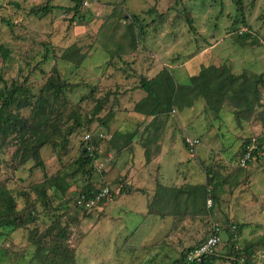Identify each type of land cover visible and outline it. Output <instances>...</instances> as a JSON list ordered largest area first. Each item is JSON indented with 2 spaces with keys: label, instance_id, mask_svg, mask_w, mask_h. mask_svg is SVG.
<instances>
[{
  "label": "rangeland",
  "instance_id": "rangeland-1",
  "mask_svg": "<svg viewBox=\"0 0 264 264\" xmlns=\"http://www.w3.org/2000/svg\"><path fill=\"white\" fill-rule=\"evenodd\" d=\"M49 2L58 7L43 14L39 7ZM183 3L192 14L180 13ZM74 4L73 0H0V46L10 50L6 59L0 52V88L14 81L22 85L23 95L15 100V111L29 116L40 96L45 101L46 83L56 74L64 89L57 96L48 94L46 111L55 102L62 119L75 113L85 122L68 136L64 147L48 144L41 148L44 168L34 160L20 163L15 155V134L10 135L0 156V181L10 189L17 209L28 221L14 230L0 228V264H49L58 227L66 233L59 242L68 248L67 264H172L180 258L172 248L187 250L200 244L214 224L222 229L218 264H233L237 258L231 254L233 242L238 248L256 243L255 252L264 253V81L261 104L252 115L249 109L238 119L243 100L230 93L218 115L199 99L193 108H177V113L172 111L152 121L153 125L145 124L141 117L134 122L135 103L145 95L138 88L140 80L153 78L165 68L178 84L188 83L204 66L227 67L233 73L246 74L250 82L257 80L264 72V0H242L241 19L248 26L234 23L240 12L235 0H83L79 15L68 10ZM133 14L139 20H133ZM187 16L194 19L193 27ZM108 28L115 37L135 32V54L123 59L114 56L116 45L102 41ZM249 28L255 38L240 37ZM68 48L84 54L81 64L63 59ZM128 50L126 54L132 52ZM101 101L103 108L94 114ZM103 118H109L107 124ZM155 124L167 131V139L177 141L169 149L170 140H166L159 157L143 138ZM86 130L93 138L99 132L118 135L127 130L138 133L137 143L118 153L113 140L98 139L100 164H94L91 174L77 171L67 175L59 180L57 189L47 188V195L39 196L38 185L76 168ZM184 137L199 138L200 143L190 151ZM248 137L257 139L261 149L241 168L240 151ZM145 147L150 149V158ZM137 164L145 166L140 170ZM159 164L165 168L160 170ZM179 169L180 174L187 173L186 178L191 172L193 182L175 193L182 212L174 207L173 211L181 218L149 213L157 189L150 188L157 180L164 184L175 179ZM138 178L145 180L138 183ZM87 185L97 190L109 187L111 195L85 207L79 200ZM207 189L217 195L212 206ZM130 192L134 194H125ZM188 209L191 213L184 223L181 215ZM235 224L241 229H235ZM39 244L45 248L44 262L36 256ZM261 259L264 261L262 254Z\"/></svg>",
  "mask_w": 264,
  "mask_h": 264
},
{
  "label": "trees",
  "instance_id": "trees-1",
  "mask_svg": "<svg viewBox=\"0 0 264 264\" xmlns=\"http://www.w3.org/2000/svg\"><path fill=\"white\" fill-rule=\"evenodd\" d=\"M73 1L75 3L74 6L70 9L68 8V10L74 11V15H79L83 5V0ZM235 1L240 12L235 17L234 23L238 24L239 22H243L248 26L246 20L241 19L244 16L242 0ZM184 4L185 3H183V5ZM54 7L58 6H54L49 2L45 6L39 7V10L43 14H48ZM177 10L178 12L181 10V14L185 13L186 15H189V13H191L185 5L183 9L179 10V8H177ZM160 16L161 19L165 21V14ZM132 18L135 21L139 20V17L136 14H133ZM187 20L190 22V25H192L194 19L187 16ZM7 23L11 24L10 21ZM250 30L251 28H249L248 31L241 33L240 37L255 38V36L250 33ZM111 32L112 30L108 28L102 36V41L107 42V44L114 43L116 45V48L112 50L113 55L115 54L119 57V59H123L124 55L126 57L127 55L135 54L137 51L135 49L137 43L136 41L138 40L135 32H128V34L125 35L122 33L120 36L117 35L116 37L113 34L111 35ZM97 43L101 44V41ZM132 47H134V49ZM128 49H132V52L126 54L129 51ZM0 52L5 59L10 54V50L5 46H0ZM84 58L85 56L83 53L72 48H68L63 54V59L74 61L77 64H81ZM263 81L264 72L257 80L250 82L246 74L239 75L233 73L227 67H223L221 70H216L212 66H204L198 74L190 78L188 83L178 84L173 73H171L169 69L165 68L153 78L143 77L140 80L138 88L142 89L145 92V95L135 103L134 110L146 116H153L154 118L152 121H154V119L160 120L164 117V115L170 114L176 107L180 109L191 107L197 100L204 99L207 107L218 115L228 99L229 94L232 93L234 95H238L243 100V104L240 108H238L239 114H237V117L239 119L245 111L250 109L249 112L252 115L256 111L257 107L260 106ZM64 85V82H62L59 77H56V74L51 76L46 83L47 88L45 89L47 90V97H45V101H42V96H40L36 100V103L33 104L32 111L29 116H23L13 108L15 100L23 95L22 85L14 81L10 86L5 85L0 88V156L7 144L10 143V135L15 134L13 137L18 145L15 155L16 157H19V162L24 164L30 160H34L37 166H42L44 168L40 152L41 148L48 144L64 147L67 143L68 136L85 126V122L81 120V116L75 113L69 115L67 119H62V111L59 107L56 109L54 108L55 102L52 103L46 111L45 104H49V99H47L48 94L52 93L56 96L59 95V93L63 91ZM102 108L103 102H98L94 108V114H98ZM108 121L109 118L102 119V122L106 124ZM66 122L72 123L66 127ZM87 123L90 124V121L88 120ZM87 127H89V125ZM88 131L89 130L85 131L86 134L92 133ZM116 135L117 133H115L111 139L93 138V143L96 146V149L93 151L88 149V143L82 138L81 153L75 162L76 168L71 173L51 176L43 184L38 185L36 190L39 196L45 197L47 195V188L57 189L59 180L61 178L67 179V175H75L77 171H81L84 174L87 173L88 175L91 174L92 167L100 157V150L98 148L100 144H98V139L99 141H114V137ZM130 135L133 136L135 134L132 133ZM255 141L256 147L252 150V159L258 154L259 149H261L260 142L257 141V139H255ZM252 142V137H248L243 141L240 151L241 157H243V155L248 151V146H250ZM185 144L189 147L186 141ZM239 166L243 168L240 163ZM103 188L100 187L97 190L92 185H87L85 189L86 191L81 193L80 197L85 196L89 199L94 198ZM208 191L211 195L213 190ZM213 198L215 200L217 199V195L214 193L211 199L214 200ZM104 199L106 198L104 197L97 202ZM27 221L28 220L27 218L25 219V215L17 209L16 199L10 189L0 181V228L14 230L25 225ZM235 226V229H241L239 224H235ZM65 236V231L58 227V232L55 235V241L53 243L54 245L53 248L51 247L50 251L52 252V256L48 259L49 264H56V262H63L64 264H67L69 262L70 254L68 252V248H66L63 243L59 242L60 238H65ZM207 237L202 242H204ZM193 247L194 246H191L187 250H184L180 258L174 262L180 261L186 252ZM262 247L264 248V246ZM262 247L260 248L261 250ZM230 248L231 254H234L237 257L234 259L233 264H264V261H262L263 258L261 259V254L264 255V253L262 252L258 255V252H255V249L258 248L256 243L251 242L242 248H238L236 242H233ZM43 249L45 248L39 244L36 251V256L41 262H44L43 258L45 256ZM219 256L218 250L212 257L213 262L219 261ZM242 260L244 262H242Z\"/></svg>",
  "mask_w": 264,
  "mask_h": 264
},
{
  "label": "crops",
  "instance_id": "crops-1",
  "mask_svg": "<svg viewBox=\"0 0 264 264\" xmlns=\"http://www.w3.org/2000/svg\"><path fill=\"white\" fill-rule=\"evenodd\" d=\"M143 96H144V94L141 95V98ZM193 106H191V107H185V108H193ZM185 108H183V109H185ZM173 111L177 113V107L174 108ZM135 115H137V116L135 117L136 119H135L134 122L137 123L139 117H141L140 120L141 121H145V124H147V125L150 124L152 122L153 118H154L153 116H148V115L146 116L144 114L137 113V112H135ZM154 121H156V119H154ZM151 124L153 125V123H151ZM159 124H162V120L159 121ZM152 125L150 127L151 129L149 128V130H147L148 132L146 133V136L143 137V138H144V141H145L146 146H149V148L152 150V154L154 156H156V157H159L161 155V153L163 152V150L166 148V147H164V142L166 140H170V144L171 145L168 146L169 149H171L173 147H176L177 141H176L175 137H173V139H167V137H166L167 131L166 130L163 131L164 129L163 128H159L157 126V124H155V126H153V127H152ZM165 128H167V125H166ZM123 131L124 132L118 134L115 137L114 141H113V143L115 145L114 148H115V150L118 153L120 151L123 152V150L126 149V147L128 145H133V143H137L136 142L137 141V135L136 134H138V133H136L135 135L132 136V135H130V134H132L131 132H128L127 130H123ZM184 138H183V140H184L183 143L187 147V149H189L190 151L195 150L196 147L193 150H191V148L188 147L185 144V139ZM197 139H199V138H197ZM149 148L148 147H145L144 148L148 152V155H147L148 157L147 158H150L151 157L150 149ZM143 166H145V164H137L136 167L141 170L143 168ZM158 168L160 170L163 169V168H165V164H159V167ZM135 173H136V171H135ZM180 173H181V170L180 169L177 170V176L175 178L177 181H175V179H172L171 178L168 181V183H164V184L163 183H159V180H157L156 183L153 184L154 186L152 187V189L150 188V190H154L155 187L157 189H156V193H155L154 198H152V200H153L152 206L153 205L154 206L152 207L150 205L149 211H148L149 213H157L158 216H162V217H164L166 214H173V217L174 218H178V219L181 218L180 216L175 215L174 213H176V212L173 211V207H174L177 210V212H182V211H179L180 208L178 206L180 204L177 202V199L178 198L176 197L175 193L180 194L179 192H183L181 190L183 189L184 186H187L188 184H193V182L191 180V175H190L191 172L188 173V175H187L188 177L187 178L185 177L187 173H185V172H182V174H180ZM132 176L129 178V183L132 182V178H133ZM147 179H149V177H147ZM141 180H145V179L144 178H142V179L138 178L137 179V182L140 183ZM174 184H178L177 185V188L175 187L176 189H173ZM137 189L140 190L141 192L145 191L144 189H139V188H137ZM137 189H135V190H137ZM175 190H179V191L176 192ZM133 192L135 193V191H133ZM133 192L125 193V194H134ZM188 198H186V200H189ZM188 210L185 212L186 214H183V215L177 213V214L181 215L182 217H184V219L182 220L184 223H188L187 214L191 213V209H188ZM170 223H172V222H170ZM188 242H189V245H190L191 241H188ZM178 249H180L179 251H181V250L184 251L185 247H183V246L181 247L180 246V247H177V248H175V247L172 248V250L174 252H177V254L179 256H181L182 253L180 255L179 252H178Z\"/></svg>",
  "mask_w": 264,
  "mask_h": 264
},
{
  "label": "built area",
  "instance_id": "built-area-1",
  "mask_svg": "<svg viewBox=\"0 0 264 264\" xmlns=\"http://www.w3.org/2000/svg\"><path fill=\"white\" fill-rule=\"evenodd\" d=\"M113 133H107V132H99L97 133V138L100 139H111L113 137ZM85 141L88 143V149L93 151L96 149L95 144L93 143V134L87 133L85 135ZM185 141L193 150L199 143L200 140L197 138H191V137H186ZM255 139L253 138V142L250 146H248V151L241 157L240 159V165L242 167H246L249 163V161L252 160V150L256 147L254 144ZM108 161V159L106 160ZM97 162V161H96ZM100 163H96L95 165L97 166ZM104 163L98 167L99 169L102 168ZM111 191L109 187L103 188L99 194L94 197L87 199L85 196L79 200V203L83 204L85 207H90L95 204L96 201L101 200L104 197L110 196ZM210 206H212V199H209ZM222 244V229L219 224H214L213 229L211 230L210 234L208 235L207 239L198 244L195 245L192 249L188 250L184 257L178 261L174 262L172 264H217L218 261L212 260V257L216 252L219 250L220 246Z\"/></svg>",
  "mask_w": 264,
  "mask_h": 264
}]
</instances>
